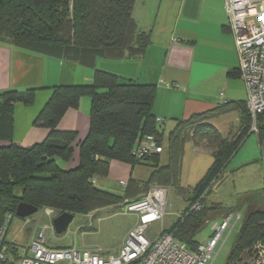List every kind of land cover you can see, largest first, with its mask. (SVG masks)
Returning a JSON list of instances; mask_svg holds the SVG:
<instances>
[{
	"label": "trees",
	"instance_id": "1",
	"mask_svg": "<svg viewBox=\"0 0 264 264\" xmlns=\"http://www.w3.org/2000/svg\"><path fill=\"white\" fill-rule=\"evenodd\" d=\"M134 1L0 0V42L92 67L96 58L139 57L150 42V31L140 30L132 18ZM34 90L0 92V139L8 142L0 145V221L6 211L15 212L21 201L72 213H87L122 202L129 198L127 192L118 194L97 183L99 177L107 176L111 160L153 167L147 182L137 184L140 192L145 193L151 184L172 185L183 191L181 162L184 145L193 133L196 141L205 140L211 147L213 161L204 176L191 186L192 202L223 173L251 127V116L244 104L240 106L238 133L231 138L222 137L207 121L219 111L217 108L178 121L164 143L162 127L152 112L154 85L95 68L89 84L52 88L34 121L48 128L47 137L30 147H20L12 142V107L15 102L31 103ZM83 94L90 97L88 132L77 143L78 163L63 168L59 162L72 156L77 134L74 130L57 129L56 124L67 109L77 107ZM256 123L261 144L264 111L258 114ZM146 134L154 135L163 144L166 165H158L160 153L142 158L133 155L138 140ZM259 198L264 204V187ZM207 210L191 212L184 223L177 222L169 232L195 249L199 241L194 235L206 221ZM225 264H264V206L248 204Z\"/></svg>",
	"mask_w": 264,
	"mask_h": 264
},
{
	"label": "crops",
	"instance_id": "2",
	"mask_svg": "<svg viewBox=\"0 0 264 264\" xmlns=\"http://www.w3.org/2000/svg\"><path fill=\"white\" fill-rule=\"evenodd\" d=\"M131 16L140 30L150 31V42L144 53L135 58H96L93 67L56 56L27 52L10 43L0 42V92L35 89L31 103L15 102L12 107L14 144L30 147L42 142L49 130L42 122L34 121L52 88L58 85L89 84L95 68L154 85L152 112L156 118L163 119L157 123L162 127L164 143L178 121L193 114L216 111L217 108L219 111L207 121L224 138H231L238 133L241 125L240 106L245 104L246 89L239 77L236 45L227 26L224 0H135ZM89 109L90 97L83 94L79 97L77 107L67 109L56 124L57 129L74 130L77 134L72 156L65 162L66 168L75 166L79 161L77 143L88 132ZM251 133L248 132L244 141L249 140ZM7 143L0 139V145ZM186 143H190L193 152L187 158L190 162H194L195 156L202 153L212 157L211 147L202 141L190 140ZM187 144L184 145L179 177L182 185L191 187L193 184L182 182ZM161 154L158 165H166L167 155L164 152ZM255 154H258L257 151ZM212 161L213 158L208 165ZM253 163L259 169V179L255 173L253 175V179L258 180L255 191L260 192L264 187V152L260 157L251 156L235 163L234 168H248ZM137 168L138 165L111 160L105 181L101 180L100 183L99 177L97 183L118 194L127 192L130 199H137L144 195L137 184L144 183V175L147 174L137 172ZM119 180L127 181L128 188L124 186L123 190L118 191V188L109 187V182L118 186ZM214 203L221 204L220 201ZM219 217V213H216L212 218L219 221L223 216ZM134 219L137 220V217ZM129 228L127 226L124 233ZM155 236L150 235L151 238Z\"/></svg>",
	"mask_w": 264,
	"mask_h": 264
},
{
	"label": "built area",
	"instance_id": "3",
	"mask_svg": "<svg viewBox=\"0 0 264 264\" xmlns=\"http://www.w3.org/2000/svg\"><path fill=\"white\" fill-rule=\"evenodd\" d=\"M224 6L227 26L236 45L239 77L246 89L245 104L252 120L250 131L256 132L257 116L264 111V0H224ZM156 121L160 123L163 119ZM163 151V144L154 135L146 134L138 140L133 155L142 158ZM118 184L126 187L127 181L119 180ZM166 195L165 186L151 184L143 196L123 199L125 209L137 215V222L115 252L99 246L49 247L45 243L48 225L30 244L21 246L6 236L16 215L14 211H6L0 221V264H210L241 214L230 212L214 221L209 238L190 249L173 232L162 231L154 238L149 235L152 224L164 217Z\"/></svg>",
	"mask_w": 264,
	"mask_h": 264
},
{
	"label": "rangeland",
	"instance_id": "4",
	"mask_svg": "<svg viewBox=\"0 0 264 264\" xmlns=\"http://www.w3.org/2000/svg\"><path fill=\"white\" fill-rule=\"evenodd\" d=\"M196 136L197 135L192 133V142H197ZM248 137H250L249 140L244 141L246 139L244 138L232 154L230 159L234 158L226 164L227 170H224V176L220 174L217 179L212 180L211 183L206 186L203 194L194 198L192 202L191 187L180 183L184 190L179 191L172 185L165 186L167 188V195L164 218L160 223L155 222L152 224L149 228V234L157 235L162 231H171V228L173 229L177 222L179 224L184 223L186 217L191 212L199 213L204 209H208L206 221L194 235L195 240L203 242L209 238L211 226L215 221L212 217H214L216 213H219L220 217L230 212L232 214L240 213V220L237 221L210 263L225 264L239 228L244 220L248 204L254 203L258 207L264 206L259 198L260 192L255 191V186H257L258 183L257 179H259L258 166L253 163L251 166L247 165L249 166L248 168L243 166L237 169L234 168L235 163H240L241 160L251 158V156L260 157L264 152V141L261 144L257 143V132H252ZM200 141L201 140H199V142ZM202 143L208 145L205 140H203ZM189 145L190 143L187 144L188 147L186 146L188 154H186L182 166V171L184 172L182 182H188L194 185V183L198 182L207 172L210 166L208 164L212 157L208 153H202L195 156L194 162H190L187 158L190 154H193V152ZM256 151L258 154H255ZM59 164L63 168L68 167L63 161H60ZM136 165H138L137 172L140 171L141 174L147 172V174L144 175L146 176L144 181L147 182L153 167L150 164L142 163ZM254 173L257 179H253ZM251 174L252 176L249 178ZM99 179L100 183H102L101 180L105 181L104 177ZM108 184L110 188H118L116 189L118 191L125 188L124 186H119V184L118 186L116 184H111V182ZM141 193L143 194L144 191ZM215 201H220L221 204L214 203ZM218 205L220 206L217 207ZM59 213H61L59 209L50 206H42L38 208L37 212L26 218L15 216L11 220L6 236L7 238L14 239L21 246H27L45 225H48L45 233V243L49 247L68 248L74 246L81 248L99 246L107 252H115L123 243L127 232L137 222V220L134 219L137 215L127 211L122 202H119L87 213H74V217L69 223L66 231L57 233L51 225V220L53 216ZM127 226L130 228L124 233Z\"/></svg>",
	"mask_w": 264,
	"mask_h": 264
},
{
	"label": "water",
	"instance_id": "5",
	"mask_svg": "<svg viewBox=\"0 0 264 264\" xmlns=\"http://www.w3.org/2000/svg\"><path fill=\"white\" fill-rule=\"evenodd\" d=\"M37 211V206L21 201L16 205L15 214L20 218H26ZM73 217L74 213L68 211L61 212L54 216L51 220L54 231L57 233L66 231Z\"/></svg>",
	"mask_w": 264,
	"mask_h": 264
}]
</instances>
